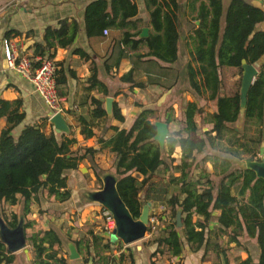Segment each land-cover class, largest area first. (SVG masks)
<instances>
[{
	"label": "trees",
	"instance_id": "obj_1",
	"mask_svg": "<svg viewBox=\"0 0 264 264\" xmlns=\"http://www.w3.org/2000/svg\"><path fill=\"white\" fill-rule=\"evenodd\" d=\"M160 1L145 0L151 27L146 36L136 31L142 20L133 21L138 10L131 0H96L84 11L88 38L99 36L104 30H123L121 39L112 43L110 52L116 57L115 68L126 56L127 49L138 50L140 46H146L148 55L161 63H175L181 56L175 13L183 19L180 12L188 10L194 25L188 35L193 49L188 53L194 69L189 63L187 66V81L194 100L181 106L182 128L168 132L161 147L156 140L157 128L150 110L136 115L127 129L105 126L115 132L110 139H100L99 143L115 156L116 190L134 220L141 215L143 204L160 203L167 207L165 232L143 244L144 248H154L150 259L180 257L187 247L192 254L203 250L201 262L212 256L213 264H219L218 237L221 264H264V179L243 166L247 161H260L259 150L264 142V31L257 29L264 21V13L246 0H231L226 9L223 0H190L186 7H182V0ZM77 30L75 23L65 21L59 23L58 29H45L43 44L35 45V54H47V58L53 60L56 48L66 49L72 45ZM74 52L86 57L80 50ZM243 62L255 67L257 75L246 94L243 128L236 130L234 125L241 112L240 88L225 94L223 70L237 68L242 76ZM91 70L88 81L92 88L98 87L107 95V88L98 81L94 69ZM117 80L129 83L130 88L143 87L133 80L132 69ZM64 83V73L56 72V85ZM204 85L214 107V112L205 110L206 120L201 104V88L206 98ZM91 105V118L106 122L103 102L93 99ZM209 105L207 102L206 106ZM19 108V101L0 100V118H5L7 123L0 134V204L20 206L19 213L11 214L9 220L2 215L10 229L16 228L20 215L25 218L30 213L40 194L51 197L53 202H67L71 192L65 172L76 170L81 160L95 152L87 148L73 151L74 137L58 136L53 132L46 135L34 125L25 126L14 137L12 131L25 118ZM112 119L124 121L115 103L112 104ZM204 121L209 126L208 131L203 130ZM81 123L82 134L92 137L93 128L97 129L98 125L85 120ZM164 123L168 125L169 120ZM176 146L181 150L178 163L173 157ZM209 163L213 180L207 171ZM160 174L165 178H160ZM96 178L100 182L99 177ZM215 211L219 212L218 217L213 215ZM178 212L180 227L176 226ZM201 216L206 223L216 224L217 235ZM236 223L243 224L235 226L227 237L231 225ZM29 228H32L31 223L25 221V236ZM151 228L148 223L147 232L150 233ZM226 237L230 263L227 248L222 245ZM26 242L31 243L34 253L31 264H68L63 256L58 257L60 239L55 230H37L26 237ZM103 242L92 231L75 240L80 254L83 247L88 257L93 246L98 254L97 246L101 252L110 250L112 243ZM242 254L246 255L245 259ZM20 258L9 252L0 239V264H15ZM111 261L117 263L114 259ZM117 264H122V259ZM128 264H135L131 253Z\"/></svg>",
	"mask_w": 264,
	"mask_h": 264
},
{
	"label": "crops",
	"instance_id": "obj_2",
	"mask_svg": "<svg viewBox=\"0 0 264 264\" xmlns=\"http://www.w3.org/2000/svg\"><path fill=\"white\" fill-rule=\"evenodd\" d=\"M93 1L96 0H0V100L11 103L19 101V111L25 115L24 120L12 131V135L17 137L25 126L34 125L40 128L46 135L53 132L58 136L64 134L69 138L74 137L76 142L71 147L73 151L84 148L95 151L92 156L81 160L76 170L65 172L67 187L71 192V197L67 202H53L51 197L45 198L40 194L39 201H35L32 204L30 213L25 218L22 215L19 216V219L23 217V230L25 221H29L32 228L27 230L26 236L24 235L25 247L14 253L17 255V258L21 257L15 264H31L34 253L31 243L26 242V237H30L40 229L45 231L53 229L57 232L60 239L58 257L63 256L68 264H102L105 259L115 260L118 256L117 251L113 250V246L114 244L122 243L104 233L101 207L98 203L90 200L92 193H96L102 189V177L106 174L114 175L115 156L108 148H103L99 143L100 139L108 140L115 134L113 130L106 129L105 126L110 125L116 127L118 130L127 129L136 115L143 110H150L153 112V122L164 123L165 120H169L168 125L164 124L167 126V129H170L171 126L169 125L173 121L174 113L177 112L178 114L181 106L194 100L187 81L188 63L194 69L188 53L189 49L193 52L188 35L194 28V25L192 24V16L188 10L180 12L183 19H180V16L172 10L179 23L178 34L181 50V56L175 63H161L148 55L149 49L146 46H140L138 50L127 49L126 56L120 60L118 67L115 68L116 57L114 53L110 52L112 43L121 39L123 30H104L107 31V34H104L103 31L99 36L88 38L84 28V11L86 6ZM131 1L136 5L138 10V14L133 18V21L138 18L142 20V23H138L136 31L149 33L151 27L148 22V11L145 6V0ZM189 1L182 0V7L188 4ZM230 1L223 0L224 9L228 7ZM246 2L260 8L264 13V0H246ZM164 10L167 11L165 8ZM61 21H65L68 24L75 23L78 30L69 48H56L55 50L53 62L57 66L56 72L62 71L64 73L65 83L57 85V95L60 103L59 108L52 112L37 95L31 82L20 76L16 71L8 68L4 50L5 45H8L13 50L17 62L21 58H28L31 62V71L33 72L39 66L40 60L47 57V54H44V56L35 54V45L43 44L45 29H58ZM257 29L264 31V21L257 26ZM75 50L82 51L86 57L74 52ZM92 68L96 73L98 81L107 88V95H103L98 87L92 88L91 83L88 81ZM131 69L133 70V80L142 84V88H130L129 83H121L117 80V78H120ZM226 69L237 68H224L225 86ZM204 89L206 90L205 85ZM201 93L203 95L201 97V104L204 108L202 98H204L205 106L207 102L210 104L211 101L207 90L206 98L204 97L202 88ZM93 99L102 101L105 111L106 101L111 99V105L117 104L124 121L113 120L112 111L109 114L106 111V122L93 120L91 118V111L93 109L91 101ZM209 106L213 107V103L211 102ZM212 107V112H214V107ZM243 111L240 112L238 120L241 124L243 122ZM57 115L64 122L66 131L56 132L51 120ZM82 120L93 125H98L97 129L93 128L92 137L86 138L82 134ZM179 121L181 125V120L179 119ZM6 127V119L0 118V134ZM179 128H182V125ZM242 128L235 129L242 130ZM207 129H209V126H206V129L203 127V130L208 131ZM170 131L168 130V132ZM173 157L178 163L181 157V150L178 146L174 150ZM209 164V171L212 175L211 163ZM97 176L100 182L97 181ZM211 177L213 180V175ZM161 178H165L164 175ZM150 209L153 211L149 215H162L164 220H166L167 207L165 205L155 203L150 205ZM19 211V205L4 206L2 215L7 216L9 220L11 214H18ZM213 215L218 217L219 212L215 211ZM213 224L216 226L215 223ZM89 231H92L95 236L102 238L104 240L102 244L110 241L112 243L110 250L101 252V248L95 246L99 252L98 254L93 246L89 249L91 256L88 257V255H85V250L82 247L80 254L75 240L81 239ZM217 246L218 263L221 264L218 242ZM153 250V246L144 248L142 244L135 246L134 251L130 253L135 260V264H151V262L157 260L156 258H149ZM120 252L118 251V253ZM202 253L203 250H200L192 254L185 247L180 257L167 258L177 259L186 256V264H213L212 256L201 262ZM120 254V256L124 255V253ZM241 257L245 259L246 255L242 254ZM228 261L230 263V256L228 257Z\"/></svg>",
	"mask_w": 264,
	"mask_h": 264
},
{
	"label": "water",
	"instance_id": "obj_3",
	"mask_svg": "<svg viewBox=\"0 0 264 264\" xmlns=\"http://www.w3.org/2000/svg\"><path fill=\"white\" fill-rule=\"evenodd\" d=\"M145 33V34H144ZM143 36H146V32H142ZM257 71L252 65H248L245 62L242 63V76L240 81V100L241 111L244 110L245 98L249 87L253 83ZM106 111L109 114L112 111L111 99L106 101ZM56 132L60 133L66 131V127L59 115L55 116L51 120ZM157 128L156 140L160 146H164L165 138L167 137L168 129L164 123H155ZM259 153L261 155L260 161H247V165H243L245 168L251 169L255 172L256 176L264 179V144L260 146ZM254 162H260L263 166L248 165ZM118 178L112 174H106L102 177L103 187L100 191L92 193L90 200L98 203L105 209H107L115 220V230L113 235L119 239L122 244L130 245L141 241L146 232L149 221V209L150 204L146 203L142 205L141 215L137 220H134L129 210L121 200L116 190V183ZM23 217H20L19 222L15 229L8 228L3 221H0V239L4 242L7 249L11 253H17L25 247V236L22 226ZM176 226L180 227V212L176 216Z\"/></svg>",
	"mask_w": 264,
	"mask_h": 264
},
{
	"label": "built area",
	"instance_id": "obj_4",
	"mask_svg": "<svg viewBox=\"0 0 264 264\" xmlns=\"http://www.w3.org/2000/svg\"><path fill=\"white\" fill-rule=\"evenodd\" d=\"M104 34H107V31H104ZM4 56L8 68L16 71L20 76L32 83L35 92L50 111L53 112L59 108L60 101L56 85L57 66L53 60L47 57L42 58L39 66L32 72L30 60L28 58H21L17 62L13 50L8 45H5ZM100 207L103 219V231L109 237H114L115 220L107 209L101 205ZM148 223L153 228V225L157 223L156 215H149Z\"/></svg>",
	"mask_w": 264,
	"mask_h": 264
},
{
	"label": "rangeland",
	"instance_id": "obj_5",
	"mask_svg": "<svg viewBox=\"0 0 264 264\" xmlns=\"http://www.w3.org/2000/svg\"><path fill=\"white\" fill-rule=\"evenodd\" d=\"M225 75H226V89H225V93L226 94H229L232 91L240 88V81H241V79H240V72H239L238 69H226L225 70ZM201 95H202V93H201ZM202 97H203V95H202ZM202 99H203V103H204V110H206L208 112H211L212 111V109H211L212 106L211 107L210 106H206L205 107L204 98H202ZM210 104H211V102H210ZM179 119H180V112L178 114H177V112H175L174 113V116H173V121L169 125V126H171V128L170 129L168 128V130H171L172 131V130H175V129L179 128L181 126ZM205 120H206V113H205ZM202 125L206 129L205 121L202 123ZM242 127H243V122H242V124H241V122H238L236 124V126H235L236 129H241ZM217 144H218V141H217V137H216V146H217V150H218V145ZM263 144H264V142H263ZM260 158H261V155L259 153V159ZM209 165L210 164H208V166H207V171L211 175V172L209 171V169H210V166ZM243 165H247V163L244 162ZM248 165H251V166H253V165L263 166V164H261L260 162H254L253 164H248ZM218 167H219V152H218ZM219 175H220V173H219ZM159 177L161 178L162 175H160ZM151 209H149V213L151 211H153ZM3 210H4V206L0 204V221H3V219H2V211ZM156 218H157V223L153 225V228H151V232L150 233L149 232H146L144 238L141 241L136 242V243H133V244H130V245H125V244H120V243L119 244H114L113 250L117 251V256H118L115 259L117 261V263H118V260L122 259V264H128L129 263V254H130V252H133L134 251V247L135 246H139V245L145 244V243H147V241H149V240H151L153 238H157V237H159L161 234H163L165 232V228L167 226V223L165 222L163 216L162 215H159L158 216L156 214ZM201 220L204 221V219H203L202 216H201ZM242 224L243 223L232 224L231 225V228L229 229V231L227 233V237H228L229 232L235 226L242 225ZM206 225L209 226V227H211V228H214V230L216 232V226L214 224L206 223ZM216 235H217V232H216ZM112 238L115 240V237H112ZM217 242H218V240H217ZM222 245H223L224 248L225 247L227 248V255L229 257L230 256V253L228 251L227 239L226 240L225 239L223 240ZM118 251H121L120 253H124V255L122 256L123 258H120V255L121 254L118 253ZM185 257L186 256H183L182 258H177V259H172V258H169L168 259L167 257H163V258L157 259L155 261V263L156 264H186L185 263ZM102 264H112V261L111 260H109L108 262L104 261V262H102Z\"/></svg>",
	"mask_w": 264,
	"mask_h": 264
}]
</instances>
